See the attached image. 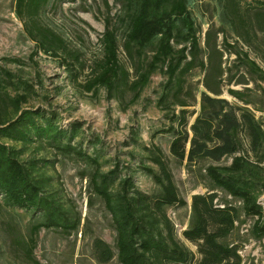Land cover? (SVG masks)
<instances>
[{"label":"trees","instance_id":"obj_1","mask_svg":"<svg viewBox=\"0 0 264 264\" xmlns=\"http://www.w3.org/2000/svg\"><path fill=\"white\" fill-rule=\"evenodd\" d=\"M65 1L69 0H16L15 13L27 35L45 52L63 51L83 66L82 55L70 50L66 39L42 21L51 2L57 6ZM102 1L108 11L100 39L102 56L94 61L83 87L88 92L106 89L110 97L129 91L135 102L158 70L166 76L157 106L170 122L166 129L173 135L170 153L187 169L197 170L208 188L206 193L192 196L190 222L182 231L196 251L178 238L168 215L169 207H183L187 201L160 146L145 147L158 170L146 165H141L142 169L160 186L158 193L149 194L136 186L132 175L120 176L118 168L101 169L98 158L75 142L82 132L79 123L63 128L56 116L24 108L34 89L23 81L27 93L14 97L0 93V139L21 145L18 148L0 140V194L8 206L42 215V221L32 226L30 241L25 242L27 260L40 264L34 250L41 229L71 234L81 223V217L73 215L51 190L52 178L41 172L50 161L22 160L25 149L37 144L36 150L48 145L93 167L90 185L104 202L116 230L114 247L101 238L94 240L100 263L117 257L119 264H243L240 247L229 238L251 219V236L264 239V206L260 203L264 193V122L250 107L251 87L227 89L238 102H230L223 94L232 82L250 84L244 75L236 78L242 67L255 82L264 83V70L248 52L236 50L228 35L223 40L224 50L220 48L218 36L225 33L223 28L211 25L202 47V30L193 18L190 0H114L119 5L116 15H111L109 0ZM256 2L250 20L241 11L242 0H224L233 31L247 43L256 30L264 32V0ZM121 48L131 62L129 67L121 62ZM225 50L235 54L232 66L225 64ZM196 69L204 76L195 84L190 75ZM197 84L203 86L199 101ZM198 104L199 110L191 109Z\"/></svg>","mask_w":264,"mask_h":264},{"label":"rangeland","instance_id":"obj_2","mask_svg":"<svg viewBox=\"0 0 264 264\" xmlns=\"http://www.w3.org/2000/svg\"><path fill=\"white\" fill-rule=\"evenodd\" d=\"M109 2L113 8L111 15L119 13V5L114 0ZM52 4L43 12L42 21L66 39L70 50L82 55L83 66L63 51L57 54L45 52L27 35L23 22L15 13L16 0H0V93L10 97L27 93L22 84L27 81L34 92L28 94L24 108L56 116L63 128L79 123L82 132L75 142L82 145L86 153L98 158L101 169L107 172L118 168L122 171L120 176L132 175L136 186L149 194L158 193L160 186L142 169L146 165L158 170L149 160L145 147L160 146L169 158L180 194L187 201L183 207H169L168 215L175 224L178 238L196 251V246L185 240L182 231L190 222L192 196L204 194L208 188L197 170L187 169L170 153L173 135L166 132L170 122L166 112L157 106L166 76L158 70L135 102L131 101L133 96L129 91L117 97H110L103 88L88 92L83 85L94 61L102 56L100 39L105 30L107 8L102 0H69L57 6ZM189 5L196 24L202 30V47L205 45V33L211 25L216 29L223 28L225 33L218 36L220 48L224 50L223 40L228 35L236 50L248 52L249 57L264 70V32H253L248 43L239 37L225 13L224 0H190ZM257 5L256 0H242L243 15L252 18ZM119 39L122 43L121 35ZM120 59L128 67L131 65L122 48ZM224 59L227 66H232L235 54L225 50ZM8 71L13 76L10 77L6 73ZM242 75L250 79V84L244 86L232 82L226 86L223 97L232 103L238 102L227 89L251 87L250 107L264 122V83L252 80L243 67L236 73V78ZM203 76V72L196 69L190 80L196 84ZM195 87L199 101L203 86L197 84ZM191 109L199 110V104ZM10 114L14 116L12 109ZM0 140L21 148L20 144ZM36 147L37 144H33L26 148L22 160L35 157L50 161L41 172L52 178L51 190L57 192L65 207L73 215L81 217L79 229L71 234L56 229L40 230L35 236L37 246L34 250L38 262L119 264L117 257L108 263H100L95 256L94 240L101 238L114 247L116 230L104 202L93 193L90 185L93 167L74 157L63 156L48 145L40 150ZM219 194L224 196L222 192ZM260 203L264 206V193L260 196ZM41 221L40 213L8 206L0 194V264H33L25 256V242L30 241L32 226ZM252 225L253 221L248 219L232 234L229 242L240 247L243 264H264V239L257 240L251 236Z\"/></svg>","mask_w":264,"mask_h":264}]
</instances>
